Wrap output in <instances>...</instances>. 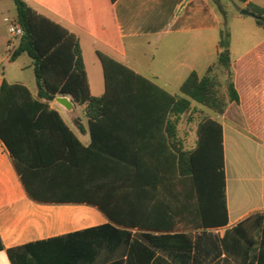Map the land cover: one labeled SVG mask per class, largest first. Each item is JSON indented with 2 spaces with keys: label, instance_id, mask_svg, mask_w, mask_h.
I'll return each mask as SVG.
<instances>
[{
  "label": "crops",
  "instance_id": "crops-1",
  "mask_svg": "<svg viewBox=\"0 0 264 264\" xmlns=\"http://www.w3.org/2000/svg\"><path fill=\"white\" fill-rule=\"evenodd\" d=\"M24 1L78 37L90 91L95 97L106 92L99 52L176 97L183 96L181 86L192 72L202 77L209 67L218 64L223 17L211 0ZM233 2L241 9L250 3L264 7V0ZM14 6L13 0H0V88L7 80L26 86L36 96L32 60L16 65L26 54L15 61L8 56L19 43L9 34L4 20L15 21ZM231 15L233 20H247V15L239 12ZM228 30L230 67L235 71L233 83L239 97L238 102L229 100L219 121L223 128L228 223L215 227L176 226L171 230L153 228L165 221L170 208L177 210V197L183 191V177L176 170L177 150L171 143L178 142L184 151L197 146L186 147L180 126L183 115L173 137L167 125L113 128L114 134L99 140L91 155L77 147H67L65 140L44 141L41 149L33 142L26 143L22 150L26 179L36 198L0 139V237L4 245L0 264H149L151 252L172 264H264V38L254 30L259 42L233 59V32L229 27ZM7 66L19 69L14 71L13 80ZM29 70L32 78L24 75ZM58 97L62 96L49 102L50 107L59 112L84 147L91 146L85 106L81 105L80 113L72 96H66L71 109L59 103ZM133 141L149 148L161 147V154L143 157L142 161L174 164V172L134 171L129 166L133 156L128 151L120 157L117 153L122 145L132 147ZM102 147L112 149L113 155L103 154ZM70 162L83 169L78 179L66 178V164ZM54 170L56 175L51 173ZM140 178L162 182L152 189L149 182L136 184ZM76 185L83 195L102 203L119 221L90 202L58 201V197L70 193L66 189ZM179 233L188 236L189 252L167 246V239H156ZM156 242L165 246L156 247ZM169 242L175 243L173 239Z\"/></svg>",
  "mask_w": 264,
  "mask_h": 264
},
{
  "label": "trees",
  "instance_id": "trees-1",
  "mask_svg": "<svg viewBox=\"0 0 264 264\" xmlns=\"http://www.w3.org/2000/svg\"><path fill=\"white\" fill-rule=\"evenodd\" d=\"M13 3L16 8L15 21L22 28L23 35L12 51L10 61H15L23 54L32 60L38 93L34 96L24 85L3 81L0 88V139L9 150L19 174L34 198L36 196L26 179L27 167L22 155L26 143L33 142L41 149L44 141L65 140L67 147L71 149L77 147L91 155L97 150L99 140L114 134L113 128L167 125L168 133L172 137L175 136V126L181 116L189 111L192 102H197L218 114L225 111L226 102L218 93L217 81L209 74L212 67H209L208 73L202 77L192 72L181 86L183 96L176 97L101 52L98 55L105 72L106 92L102 97L93 96L78 37L64 26L34 10L24 0H13ZM211 3L223 17L219 43L222 50L218 56V64L228 70L230 32L227 27V16L221 0H211ZM242 10L238 8L239 14L246 15ZM245 10L250 12L256 24L264 31V7L250 3ZM228 93L230 101L238 102L239 97L233 81L228 84ZM67 95L72 96L76 103L85 106L84 111L89 120L92 136V144L87 148L68 127L59 112L49 105L57 96ZM177 145L175 142L171 143L172 148L177 150L179 160L176 170L183 177L181 180L183 191L180 197H177L179 207L177 210L170 208L165 213V221L154 225L153 228L171 230L176 226L187 228L193 225L201 227L226 225L228 209L222 124L212 118L205 119L199 124L198 142L193 150L184 151ZM131 146L126 149L127 147L122 145L117 149V153L120 157L128 151L133 156V162L129 166L134 171L174 172V164H147L142 161L143 157L161 154L163 152L161 147L149 148L137 141H133ZM101 150L103 154L113 155L109 147H102ZM82 172L83 169L78 163L66 164V178L78 179ZM51 173L56 175L55 170ZM143 182H149L153 189L154 184L162 181L155 179L143 181L141 178L135 180L136 184ZM66 190H70V193L66 194V197H58V201L90 202L103 210L112 220L119 221L102 203H95L93 198L83 195L78 185ZM156 239H167V246H177L185 252L190 250L189 238L183 233L173 236L162 235ZM170 239L175 243H170ZM153 245L165 246L157 242ZM3 249L0 237V251ZM149 264L172 262L151 252Z\"/></svg>",
  "mask_w": 264,
  "mask_h": 264
},
{
  "label": "rangeland",
  "instance_id": "rangeland-1",
  "mask_svg": "<svg viewBox=\"0 0 264 264\" xmlns=\"http://www.w3.org/2000/svg\"><path fill=\"white\" fill-rule=\"evenodd\" d=\"M223 5V9L227 16V25L233 32V47L234 51L232 54L233 59L237 58V55L241 53L245 49L251 48L254 44L259 42V38L257 35L252 33L254 30L259 32L262 38H264V31L261 27L256 25L255 18L252 15L244 16V19L247 20H233L232 15L233 13L238 12V7L232 0H221ZM15 7V6H14ZM244 21V22H243ZM247 21V22H246ZM249 24H245L248 23ZM12 54V49L9 50L8 56L10 57ZM31 61V59L27 55H23L16 65H23L25 62ZM12 67V66H11ZM7 66L9 72V78L11 80L14 79V71H18L19 69L11 68ZM209 74L217 81V90L219 95L224 98L226 102V108L229 105V93H228V84L230 81H233L235 76V71L232 70L230 67L228 70L223 68L221 65L217 64L216 66L212 67ZM24 75L29 78L33 77V73L29 70V72L24 73ZM236 111L238 106L234 105ZM82 106L77 104V109L80 113H82ZM212 118L217 121H222V114L216 113L214 110L209 109L203 105L198 104L197 102H193V106L183 114L180 126L181 132L183 135V139L185 141L187 149H192L196 146L197 139H198V126L200 122L205 119ZM234 120L238 122V114L235 113Z\"/></svg>",
  "mask_w": 264,
  "mask_h": 264
},
{
  "label": "built area",
  "instance_id": "built-area-1",
  "mask_svg": "<svg viewBox=\"0 0 264 264\" xmlns=\"http://www.w3.org/2000/svg\"><path fill=\"white\" fill-rule=\"evenodd\" d=\"M4 20L8 24L9 34L15 39H20L23 35V31H22V28L20 27V25L16 21H13L9 18H5Z\"/></svg>",
  "mask_w": 264,
  "mask_h": 264
},
{
  "label": "water",
  "instance_id": "water-1",
  "mask_svg": "<svg viewBox=\"0 0 264 264\" xmlns=\"http://www.w3.org/2000/svg\"><path fill=\"white\" fill-rule=\"evenodd\" d=\"M242 13L246 14V15H250V12L245 10V9L242 10ZM57 100L59 103H61L66 108H68V109L72 108V104H70V102L67 100L66 96L58 97Z\"/></svg>",
  "mask_w": 264,
  "mask_h": 264
}]
</instances>
